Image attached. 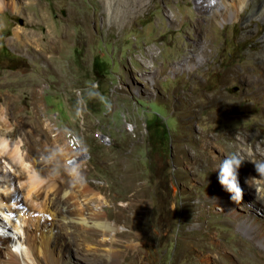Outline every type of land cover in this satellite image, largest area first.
Segmentation results:
<instances>
[{"label":"rangeland","instance_id":"374dc122","mask_svg":"<svg viewBox=\"0 0 264 264\" xmlns=\"http://www.w3.org/2000/svg\"><path fill=\"white\" fill-rule=\"evenodd\" d=\"M15 1L20 12L0 11V137L12 130L8 138L23 151L32 146L27 169L41 159L45 177L73 183L77 202L102 206L118 227L117 264H201L217 241L233 252L250 243V257L264 264L257 243L216 201L227 155L247 154V173L264 155V16H250L246 6L234 22L197 20L194 0ZM39 12L47 21L27 22ZM24 27L32 38L51 33L52 63H31L12 47L13 33ZM189 57L197 63L176 69ZM94 60L102 63L97 70ZM242 69L253 84L232 78ZM67 133L77 135L81 155ZM71 153L82 160L71 164ZM254 193L264 196V184ZM6 230L17 234L11 225ZM74 234L82 239L74 260L101 258L99 249L86 250L94 234L80 227Z\"/></svg>","mask_w":264,"mask_h":264},{"label":"bare ground","instance_id":"6f19581e","mask_svg":"<svg viewBox=\"0 0 264 264\" xmlns=\"http://www.w3.org/2000/svg\"><path fill=\"white\" fill-rule=\"evenodd\" d=\"M139 1L140 0H134L132 3H137ZM194 4L197 12L202 13L197 16V20L214 21L221 25L227 21H236L239 18L240 11L246 6L250 7V10H248L250 16L255 18L264 16V0H194ZM30 5H32L30 2L24 4L25 7ZM131 6L130 4L129 7L131 8ZM8 7H12V9L19 11V7L16 5L15 0H0V11ZM203 13L209 15L204 16ZM25 18H27V22L31 24L46 20V17L40 12L36 15L32 13V15ZM3 27V22L0 21V35L3 32ZM198 28L200 32L205 29V27ZM45 33L47 34V40H45L43 36L32 38V34H30L27 28H21L20 33L17 31L13 33L14 36L11 45L19 51H24V54H27L29 57L31 56V63L34 60L52 63L54 57H52L51 54L53 45L50 46L49 43L53 39L49 35V31H45ZM208 40L209 38L203 35L201 39L202 46H205ZM202 55H204V53H202ZM196 60L193 58L186 59V61L177 66L176 69L191 67L197 63ZM243 69L238 75L237 73L232 74V78H238V80L247 85L253 84L256 79L247 74ZM39 71L40 70H38V72ZM32 72L31 70V73ZM227 78L228 77L225 76L221 79L228 80ZM261 89L263 90L261 96L264 97V86ZM212 97L211 95V98ZM191 103L195 105L199 103V101L194 100ZM2 130L5 136L0 137V264H117L120 255H118L117 251L113 248V244L116 240L118 227L113 221H109L105 218L102 206L98 204V209L93 210L86 206V204L83 205V203L80 204L77 202L76 193L74 189H72L74 186L73 183L66 181L64 184H57L55 181L56 179L45 177L42 170L41 159L33 160L34 162L31 163V168L28 170L26 164L28 158H30L32 154V146L30 144H23L25 147V151H23L19 141L12 142L8 138V136L13 135V131ZM241 142H235V146L241 148L242 146L239 147V145H243ZM68 143L74 151L77 149L69 141V138ZM257 150L262 151L260 146L257 147ZM69 151L70 150H68V153ZM254 152L256 153V150ZM71 154L69 157H66V160L69 158L73 159L71 164L79 163L82 160L77 158L74 154ZM194 154L195 153H192L193 156ZM242 155L245 160L244 162L248 163L250 159L247 154L243 153ZM119 161H121V163L123 162L122 159ZM253 162H264V155ZM5 165L6 167L8 166L9 169H12L14 174H10L9 169L5 168L6 170H4ZM254 171L255 169L251 168L247 173L246 167L243 165L238 169V181L244 192L240 202L232 201L230 199L231 194L226 192L219 182L218 186L220 187V191L216 194V201L221 205L223 210L234 218L237 225L245 230L257 243L258 250L264 253V196L254 193L257 185L264 184V178L254 174ZM71 172L73 173V171ZM218 173L219 172H217V178ZM243 177L245 178L243 179ZM253 177H255V179H250ZM15 178H17L18 185L15 183ZM246 179H250L248 183L251 187L245 183ZM92 195L97 201L100 200V196L97 193H93ZM21 198L25 206L20 205ZM104 202L105 201H103V203ZM46 215L50 217L49 220L46 219ZM15 219H18V222H15ZM6 224L11 225L17 230V234H10L6 230ZM77 227L95 235L92 243L86 242L85 246L87 252L99 249V251H101V258H98L99 260H88L85 263H81L73 259L72 249L77 250L78 245L82 242V239L81 241H76V239H74L75 228ZM226 243L221 241H217L215 244L212 243L214 245L213 248L205 251L200 256L199 260L201 264H224L222 257L232 260L235 258L237 259L236 264H260L249 255L250 251L248 247H252L250 243L238 247L237 250H235L236 252L231 251ZM10 246H13V249H11ZM14 247H20L17 248L20 249L19 252H16ZM226 251L231 252V254H227L228 256L225 255Z\"/></svg>","mask_w":264,"mask_h":264},{"label":"clouds","instance_id":"9594fccd","mask_svg":"<svg viewBox=\"0 0 264 264\" xmlns=\"http://www.w3.org/2000/svg\"><path fill=\"white\" fill-rule=\"evenodd\" d=\"M250 151L251 149H249V152ZM244 161L245 160L239 153H230L220 162L218 167V182L226 192L231 194L230 199L235 202H240L244 195L243 189L240 187L238 181V169L241 167ZM253 164L258 176H264V162ZM76 177L78 180L83 179L81 176H79V173H76ZM250 179H255V177ZM250 179L245 180V183L249 187H251L248 183Z\"/></svg>","mask_w":264,"mask_h":264},{"label":"built area","instance_id":"2783aa9c","mask_svg":"<svg viewBox=\"0 0 264 264\" xmlns=\"http://www.w3.org/2000/svg\"><path fill=\"white\" fill-rule=\"evenodd\" d=\"M67 137L69 138V141L72 143V145L77 148V153L81 155L79 152V140L77 139V135L75 133H67Z\"/></svg>","mask_w":264,"mask_h":264},{"label":"trees","instance_id":"16d2710c","mask_svg":"<svg viewBox=\"0 0 264 264\" xmlns=\"http://www.w3.org/2000/svg\"><path fill=\"white\" fill-rule=\"evenodd\" d=\"M98 64H102V63H98ZM97 62H95V60L93 61V67L95 68V70L99 69V67H97ZM173 219H174V216L170 218V228H172L174 226V223H173Z\"/></svg>","mask_w":264,"mask_h":264}]
</instances>
